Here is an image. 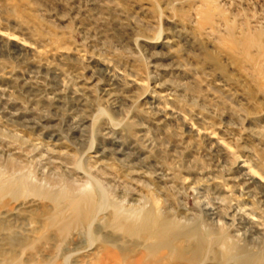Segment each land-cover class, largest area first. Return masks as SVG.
Here are the masks:
<instances>
[{"label": "rangeland", "instance_id": "obj_1", "mask_svg": "<svg viewBox=\"0 0 264 264\" xmlns=\"http://www.w3.org/2000/svg\"><path fill=\"white\" fill-rule=\"evenodd\" d=\"M2 154L199 225L202 264H264V0H0ZM6 210L0 264H91L112 232Z\"/></svg>", "mask_w": 264, "mask_h": 264}, {"label": "bare ground", "instance_id": "obj_2", "mask_svg": "<svg viewBox=\"0 0 264 264\" xmlns=\"http://www.w3.org/2000/svg\"><path fill=\"white\" fill-rule=\"evenodd\" d=\"M78 166L84 169L81 161ZM31 172L32 178L30 173L22 172L15 159L2 154L0 208L8 209L4 215L10 211L15 217L30 214L35 225L30 231L39 240L56 241L78 230L77 234L87 231L90 245H94L100 227L96 224L99 213L107 211L104 223L112 232L103 236L101 251L93 248L91 264H202L203 252L208 247L204 237L207 234L202 235L199 225L185 230L174 218L158 210L156 204L150 209L120 206L109 198V191L98 179L90 175V182L77 188L64 174L55 177Z\"/></svg>", "mask_w": 264, "mask_h": 264}]
</instances>
